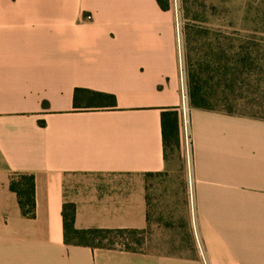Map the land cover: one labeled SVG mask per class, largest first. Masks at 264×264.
Wrapping results in <instances>:
<instances>
[{"label": "crops", "instance_id": "obj_1", "mask_svg": "<svg viewBox=\"0 0 264 264\" xmlns=\"http://www.w3.org/2000/svg\"><path fill=\"white\" fill-rule=\"evenodd\" d=\"M77 87L117 105L78 109ZM174 107L191 169L165 154ZM17 173L35 177L33 217L10 188ZM65 202L77 228L139 229L150 244H68ZM0 264H264V118L190 106L172 8L0 0Z\"/></svg>", "mask_w": 264, "mask_h": 264}, {"label": "rangeland", "instance_id": "obj_2", "mask_svg": "<svg viewBox=\"0 0 264 264\" xmlns=\"http://www.w3.org/2000/svg\"><path fill=\"white\" fill-rule=\"evenodd\" d=\"M170 2L177 16L187 79L191 71H196L203 77H209V74L214 72L212 73L214 77L208 84L211 85L208 89L216 95L211 98V104L216 108L228 110L225 107L230 99L232 103L234 102L232 112L264 117V97L258 92L260 89L263 90L264 82L258 90L255 85H249L248 88L245 86L239 88L237 85L228 87L226 92L231 93L230 97L224 98L223 82L220 85L219 80L220 73L204 69L206 62H212L222 56L220 47L226 50L229 57H238L240 44L248 43L252 47L250 51L253 56L251 65L248 61V68H260L262 70L260 74L264 78V0H170ZM215 49L219 50L218 55L212 53ZM241 95L242 98L239 97ZM182 134L180 147L167 148V157L172 167L191 169L193 161L190 137L188 140L184 131ZM149 244L144 240L142 245L136 246L145 247Z\"/></svg>", "mask_w": 264, "mask_h": 264}, {"label": "trees", "instance_id": "obj_3", "mask_svg": "<svg viewBox=\"0 0 264 264\" xmlns=\"http://www.w3.org/2000/svg\"><path fill=\"white\" fill-rule=\"evenodd\" d=\"M157 2L164 10L171 9L170 0H157ZM250 47L248 43L240 44L239 52L237 53L238 57H229L226 50L220 47L222 56L217 57V60L205 63V70L210 71L211 69V71H215L217 74L220 73L219 80L221 81L220 85L223 82L224 98H227L231 94L226 92L228 87L237 85L239 88L243 86L248 88L249 85H255L256 90H258L263 84L264 78L260 74L262 70L260 68H248V61H250L249 64L251 65V59H253L252 52L250 51L252 47ZM212 53L217 54L219 50L215 49ZM212 73L214 72H211L209 77H203L196 71L189 72L187 83L190 106L206 110L225 111L230 114H240L232 112L231 108L234 107V102L232 103L230 99L225 107L228 110L216 108L215 105L210 103L211 98L216 96L213 91L208 89L211 87V85H208L209 80L214 77ZM251 76H254V78H250ZM258 92H261V97H264V88L263 90H258ZM227 93L228 95H226ZM239 97L242 98L243 95ZM116 105L117 97L113 93L84 87H77L74 90V106L78 109H105L114 108ZM162 129L165 154L169 147L179 148L181 140L180 112L178 108H167L162 112ZM10 188L18 195L22 213L25 216L33 217L35 215L34 175L28 173L14 174L11 178ZM62 214L64 220V239L68 244L120 248L133 251L140 250V247L136 246L140 245L143 241L139 229L77 228L75 226L76 205L73 202L64 203Z\"/></svg>", "mask_w": 264, "mask_h": 264}, {"label": "built area", "instance_id": "obj_4", "mask_svg": "<svg viewBox=\"0 0 264 264\" xmlns=\"http://www.w3.org/2000/svg\"><path fill=\"white\" fill-rule=\"evenodd\" d=\"M182 129V133L184 131V133L186 134V137H189V130H188V119H187V113L186 110L183 111V121H182V125H180V130ZM189 140V138H188Z\"/></svg>", "mask_w": 264, "mask_h": 264}]
</instances>
